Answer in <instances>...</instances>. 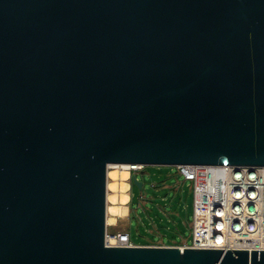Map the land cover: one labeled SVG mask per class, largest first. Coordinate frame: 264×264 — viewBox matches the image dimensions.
<instances>
[{"label":"water","instance_id":"obj_1","mask_svg":"<svg viewBox=\"0 0 264 264\" xmlns=\"http://www.w3.org/2000/svg\"><path fill=\"white\" fill-rule=\"evenodd\" d=\"M113 163L264 165V0H0V264H264L107 245Z\"/></svg>","mask_w":264,"mask_h":264},{"label":"built area","instance_id":"obj_2","mask_svg":"<svg viewBox=\"0 0 264 264\" xmlns=\"http://www.w3.org/2000/svg\"><path fill=\"white\" fill-rule=\"evenodd\" d=\"M177 172L192 181L194 213L191 241L179 245L204 248L264 249V165L182 163ZM142 163H128L131 173ZM107 245L137 243L128 230L106 232Z\"/></svg>","mask_w":264,"mask_h":264},{"label":"rangeland","instance_id":"obj_3","mask_svg":"<svg viewBox=\"0 0 264 264\" xmlns=\"http://www.w3.org/2000/svg\"><path fill=\"white\" fill-rule=\"evenodd\" d=\"M121 165H110L109 171L126 170ZM132 175L130 172L127 192L133 199L128 203L112 200L117 191L108 187V229L128 230L132 239L139 243L161 238L165 242L191 241L194 213L192 181L177 172L175 165H145L138 171V178L144 181L142 189L133 182ZM108 177V182L117 181L109 173Z\"/></svg>","mask_w":264,"mask_h":264},{"label":"bare ground","instance_id":"obj_4","mask_svg":"<svg viewBox=\"0 0 264 264\" xmlns=\"http://www.w3.org/2000/svg\"><path fill=\"white\" fill-rule=\"evenodd\" d=\"M112 165L119 166L120 164L113 163L111 166ZM121 166L126 170L123 169L124 171H109L110 176H113L117 181H115V183L108 182V187H113L117 191L115 192L116 194H113V197L110 196L112 200L128 203L130 200V194L127 192V190L130 187L127 181L130 177V170L128 169V163H124Z\"/></svg>","mask_w":264,"mask_h":264},{"label":"crops","instance_id":"obj_5","mask_svg":"<svg viewBox=\"0 0 264 264\" xmlns=\"http://www.w3.org/2000/svg\"><path fill=\"white\" fill-rule=\"evenodd\" d=\"M133 199V197L130 195V199ZM184 241H186V240H184ZM184 241H175V240H173V241H169V242H165V241H163L162 240V238L159 240V241H149V242H145V243H139V242H136L137 244H162V245H173V244H180V243H182V242H184Z\"/></svg>","mask_w":264,"mask_h":264}]
</instances>
